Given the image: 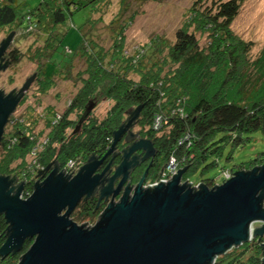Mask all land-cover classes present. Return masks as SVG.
<instances>
[{"label": "trees", "instance_id": "1", "mask_svg": "<svg viewBox=\"0 0 264 264\" xmlns=\"http://www.w3.org/2000/svg\"><path fill=\"white\" fill-rule=\"evenodd\" d=\"M103 1L39 0L20 14L17 0H0V29L10 25H17L24 33L38 29L39 36L46 37L44 47L51 42L48 53L41 48L34 49L32 55L34 60L43 61L35 75L40 92L45 94L54 86V77L69 67L72 57L80 56L85 63L79 75L81 86L65 113L60 117L53 112L39 114L51 128L50 140L29 161L27 157L38 148L41 134L34 129L35 124L29 127L31 121L10 118L13 130L2 135L0 141V175L22 180L27 183L24 193L30 192L33 177L48 165L63 169L68 162L87 160L94 152L102 155L112 141V133L125 125L138 107L133 125L137 124L142 135L151 139L163 164L172 157L176 159L185 171V179L198 173L200 178L192 182L211 186L218 182L217 177L224 181L227 174L264 163L263 151L259 157L237 162L232 169L220 166L223 158L230 159L233 149L244 146L255 132L264 133V43L252 55L253 42L236 36L230 27L243 0H212L206 6L194 1L184 23L175 31L173 42L155 36L131 54L125 49L123 22L113 29V44L108 48L92 39L93 31H87L90 11ZM83 8L89 9V16L75 31L77 43L73 48L62 45L60 38L67 27H58ZM197 33L206 34L207 42L201 44ZM20 60V50L15 47L5 63ZM100 97L111 101L103 119L91 118L89 113L82 130L74 132L77 119L70 120L69 114L79 113L80 117L88 101ZM159 115L161 125L153 130L151 124ZM14 121L17 124L12 126ZM67 129L73 132L67 134ZM219 166L218 176L211 175ZM95 204L82 209L84 214L79 219L100 213L101 208L95 209ZM9 231L10 225L0 214V245ZM32 239L27 238L19 251L0 256V264H17ZM263 255L260 243L253 240L218 256L216 263L260 264Z\"/></svg>", "mask_w": 264, "mask_h": 264}, {"label": "water", "instance_id": "2", "mask_svg": "<svg viewBox=\"0 0 264 264\" xmlns=\"http://www.w3.org/2000/svg\"><path fill=\"white\" fill-rule=\"evenodd\" d=\"M13 33L2 38L0 55ZM35 73L26 77L21 88ZM18 102L19 97L0 90V141ZM88 103L83 116L90 112ZM140 108L113 132L108 152ZM125 136L129 141V136L136 135ZM96 163H87L69 179L52 169L24 199L22 185L13 192L12 180L0 175V214L10 225L0 256L19 251L27 238H33L17 264H214L217 256L264 233V163L237 170L213 187L199 184L194 189L191 182L190 186L180 183L183 170L167 182L148 187L140 180L132 193L125 189L117 202L107 204L98 222L87 227L71 220L69 214L101 178V173L93 175ZM126 169L123 159L110 184L116 175L126 174ZM255 221L263 225L250 228Z\"/></svg>", "mask_w": 264, "mask_h": 264}, {"label": "rangeland", "instance_id": "3", "mask_svg": "<svg viewBox=\"0 0 264 264\" xmlns=\"http://www.w3.org/2000/svg\"><path fill=\"white\" fill-rule=\"evenodd\" d=\"M39 0H17L18 13L22 14L26 10L33 8ZM194 1H201L202 6L211 5L212 0H105L99 7L92 9L89 16V9L85 8L78 10L71 16L66 24L59 26V29L67 27L60 38L62 45L67 47H74L78 41L77 27L83 25L85 18L93 21L91 25L87 24V31H93L94 41L102 45L104 48L110 47L113 43V29L118 28L121 22L124 27L125 49L127 53H134L137 48L144 47L152 38L158 36L163 38L167 43H171L174 40L175 31L181 26L187 16V12ZM20 17V15L18 16ZM118 22V24H116ZM24 23L22 22V25ZM231 31L236 36L241 37L245 41H252L253 47L251 54L255 55L264 43V0H243L237 16L230 24ZM14 30L11 38L9 39V48H17L21 53V60L17 63H9V65L0 69V89L5 93H9L13 88L16 90L21 88L26 81V77L29 78L35 71V75L38 74L39 67L42 60L33 59V51L44 49L45 53H48L51 42L45 45V38L39 36L38 29L28 32H23L16 26H6L0 29V42L2 38H6L10 31ZM30 30V29H28ZM68 34L66 35L67 31ZM54 34H57L54 31ZM196 37L199 38V42L204 44L207 42L206 34L200 36L198 33ZM45 42V43H44ZM69 67L54 77L55 84L49 88L45 94L40 92L38 84L36 83V77L32 78L28 83V89L24 102L20 104L14 111L16 118H24L28 121L29 127L35 124L34 129L41 134V139L38 144L36 152L42 151V146L48 143L50 137L49 125L45 124L42 117L39 114L48 112L54 116L62 115L68 108V104L74 94L81 86L80 72L85 68V63L80 56L71 58ZM130 77L137 79L136 75L131 74ZM88 107L90 108V117L102 120L106 114V111L111 105V101L99 98L98 101H88ZM86 109V107L84 108ZM75 112H71L68 118L76 120L81 118L76 115ZM88 115V114H87ZM85 115V117L87 116ZM33 116V117H32ZM60 117V116H59ZM156 117V116H155ZM154 117V119H155ZM161 115L154 120L151 124L153 130H156L161 125ZM88 119V118H87ZM86 119V120H87ZM83 120V119H82ZM160 120V121H159ZM158 123V127L155 126ZM17 124L15 121L12 126ZM28 125V124H26ZM140 128L137 124L132 125L134 130ZM13 130V127L8 126L4 129V134H8ZM72 129H67V134L72 133ZM160 135V133H159ZM264 151V133L258 131L253 134V138L241 147H236L231 153L230 159H222L220 166L224 165L227 168L233 167L237 162L247 161L249 159L259 157L260 153ZM1 154V151H0ZM31 156L27 157L29 161ZM15 164L13 163L12 166ZM217 167L212 170L211 175L217 177L220 173L221 167ZM39 169L41 167L37 165ZM199 174H195L190 177L191 181L198 180ZM220 181V178L217 177ZM21 193H23L21 191ZM253 241V238L250 240ZM235 248V247H233ZM231 248V249H233ZM229 249L228 251H230ZM221 256V255H219ZM217 264V263H214Z\"/></svg>", "mask_w": 264, "mask_h": 264}, {"label": "flooded vegetation", "instance_id": "4", "mask_svg": "<svg viewBox=\"0 0 264 264\" xmlns=\"http://www.w3.org/2000/svg\"><path fill=\"white\" fill-rule=\"evenodd\" d=\"M11 49L12 48H9V44H7L4 51L0 55V69L1 68L4 69L7 67L6 65H9L8 62L7 63L5 62L8 59L9 51ZM27 89H28V84L24 85L23 88H19L17 90L13 89L12 91L9 92L12 95H15L16 97H19V102L14 106L12 112L8 116L7 123L4 129L9 126V123H11L10 122L11 117L16 119V117H13L14 111L20 104L24 102ZM87 117L88 116L86 117L82 116L81 118H77V123H75V126H73L74 132L82 130L83 128L82 125L84 124L83 120H85ZM130 120L131 119H129L128 121ZM132 125H133V122L131 121V124L129 125V127L126 128V132L119 137V139L117 140V143L115 144L111 152H108V151L110 149L111 143L114 140L113 133H112V138H111L112 141L109 147L102 153V155H99L100 152H96V153L94 152L93 155H91L87 160L80 158L75 162V164L72 161L68 162L67 167L63 169H58L55 166L48 165L46 168H44L43 172L36 174L35 177H33L34 183H40L45 178V176L48 175V173L52 171V169H55L57 173L63 175L66 179H69V178H72L80 170V168L86 165L87 163L98 162L96 163L94 167L95 171L93 175L101 173L102 174L101 178L99 179L98 183L95 185L92 193L84 194L83 196H81L80 200L78 201L76 206L73 208V210L69 214V218L73 220L74 222H76L77 224H84L87 227H90V226L95 225L98 222V220L100 219L101 213L103 212L104 208L107 206L108 203H110L111 201L117 202L120 199L125 189H130V193H132V191L135 189V186L140 180L143 181L142 182L143 187L152 186L161 181L167 182L176 173L182 170L180 169L176 159H174L173 157L170 158L168 162H165L163 164L161 161L160 155L158 154L157 149L155 148L154 143L151 141V139L142 135L141 133L142 131L139 128L137 129L134 128L133 130ZM127 133H131L136 136H134L133 138L132 136H129L128 137L129 141H127L126 136H125ZM2 135H5L4 131ZM133 146L134 148L136 147V149L133 148L131 150ZM123 159H125L127 173L126 174L121 173L119 175H116L113 178L112 183L110 184V179L113 177L119 163ZM41 169H43V167H41ZM184 173L185 171L183 172L180 183H187V185L190 186V178L185 179L183 177ZM155 175L157 177L152 179V177H154ZM165 176H168V177H165ZM123 177L125 178H124V182L120 186L119 193L117 195H114V191L116 190L118 184L123 179ZM137 177L139 178L137 179ZM221 182L222 181L215 182L211 186H215L216 184H220ZM20 184L22 185L21 191L23 192V195H25L26 192L29 194L30 192L28 191L24 193V188H26L27 183L25 184L23 183L22 180H19V179L16 181L12 180V186L14 187L13 192L16 191L17 189L16 187H18ZM199 184H204V183L196 182L194 189H196L198 187L197 185ZM32 191L33 189H31V192ZM94 201L96 203L95 209L101 208L100 213H97L96 216L93 218H80L79 219V215L84 214V213H81L82 209H84L85 207L91 206ZM262 207L264 208V199L262 200ZM262 225L263 223L258 222V221H255L252 223V227L254 229L260 228ZM253 240H256L257 242L260 243L262 250H263V254H264V247L262 246L264 244V233L262 235L254 236ZM262 259H264V257H262ZM214 263H216V260Z\"/></svg>", "mask_w": 264, "mask_h": 264}, {"label": "clouds", "instance_id": "5", "mask_svg": "<svg viewBox=\"0 0 264 264\" xmlns=\"http://www.w3.org/2000/svg\"><path fill=\"white\" fill-rule=\"evenodd\" d=\"M0 90H1V89H0ZM3 93H4V92H3ZM4 94L6 95V93H4ZM38 144H39V143H38ZM36 149H37V147H36L35 150L30 154L31 158L34 157V156L37 154ZM231 176H232V174H230L229 177H231ZM229 177H228V178H229ZM228 178L225 177V180L228 179ZM17 180H18V179H17ZM225 180H224V181H225ZM15 181H16V180H15ZM224 181H222V182H224ZM190 182L192 183V186H193V185L195 186L196 183H194V182H192V181H190ZM222 182H221V183H222ZM221 183H220V184H221ZM217 185H219V184H217ZM210 187H213V186H210ZM32 189H33V188H32ZM30 194H31V191H30L29 194L26 192L25 195H23V193H21V198L24 199V198L28 197ZM250 228H253V227H252V224L250 225ZM251 239H252V238H250V240H251ZM250 240H249V241H250ZM249 241H247V242H249ZM244 243H246V242H244ZM232 248H233V247H232ZM230 249H231V248H230ZM227 252H228V251H227ZM224 254H225V253H224ZM222 255H223V254H222ZM217 257H218V256H217ZM217 257L215 258V260L217 259Z\"/></svg>", "mask_w": 264, "mask_h": 264}, {"label": "built area", "instance_id": "6", "mask_svg": "<svg viewBox=\"0 0 264 264\" xmlns=\"http://www.w3.org/2000/svg\"><path fill=\"white\" fill-rule=\"evenodd\" d=\"M158 117H159V116H156L155 119L158 118ZM160 119H161V118H160ZM159 121H160V120H159ZM155 126L158 127V123H157V124L155 123ZM229 176H230V174L225 175L226 178H228ZM165 177H168V176H165Z\"/></svg>", "mask_w": 264, "mask_h": 264}]
</instances>
